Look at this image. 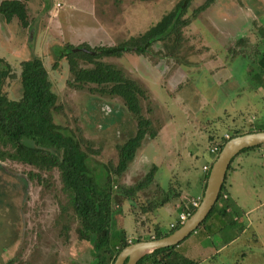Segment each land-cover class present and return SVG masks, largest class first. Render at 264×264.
Wrapping results in <instances>:
<instances>
[{"label":"rangeland","instance_id":"obj_1","mask_svg":"<svg viewBox=\"0 0 264 264\" xmlns=\"http://www.w3.org/2000/svg\"><path fill=\"white\" fill-rule=\"evenodd\" d=\"M177 1L27 0L29 27L21 28L16 19L6 24L0 16V57L16 67L20 60L32 59L47 68L57 95L56 122L75 131L93 163H102L113 173L117 171L116 145L134 132L135 116L127 112L119 96L70 86L68 55L56 48L92 50L138 36ZM204 1H190L191 21L182 28L176 56L157 52L158 43L143 54L91 55L120 68L148 92V104L139 115L148 120L140 126L146 136L134 159L112 177L127 186L150 165L157 166L155 180L139 192L136 201L116 197L111 245L121 233L130 241L155 234V228L168 231L178 220L175 196L153 210L146 202L160 201L170 190L194 195L197 176L215 158L209 148L234 130L245 133L262 123L264 95L258 91L259 82L249 78V66L257 67L254 55L264 42V0H215L193 15ZM240 36L241 42L246 41L247 54L231 57V51L241 46L234 44ZM4 89L9 96H17L18 81ZM231 165L234 170L223 187L230 214L221 219L213 213L180 241L178 250L200 264H264V145L238 153ZM35 174L47 177L48 187ZM63 202L55 169L45 173L20 162H1L0 264L8 259L14 264H89L90 245L76 240L71 232L68 240L59 234Z\"/></svg>","mask_w":264,"mask_h":264},{"label":"trees","instance_id":"obj_2","mask_svg":"<svg viewBox=\"0 0 264 264\" xmlns=\"http://www.w3.org/2000/svg\"><path fill=\"white\" fill-rule=\"evenodd\" d=\"M190 1L178 0L143 33L130 36L112 46L89 49L94 52L93 54L82 50L70 52L69 50L73 48L68 47L62 48L68 50L66 53L57 51L59 54L68 55L70 86L79 89L88 86L98 94L119 96L127 112L135 116L133 117L136 125L134 132L124 142L116 145L117 162L114 166L117 171L113 173L109 172L102 163L99 165L93 163L90 151L76 137L75 131L72 132L67 126L56 122L53 109L56 108L54 104L57 95L52 89L47 68L32 59L20 60L16 67L0 57V167L1 162L9 160L31 165L45 173L53 169L57 171L60 191L64 196V202L59 204L61 210L59 234L68 240L71 232L76 240L87 242L91 254L89 264H112L118 252L128 243L166 236L181 224L175 222L166 232H158L155 228V234L143 239L138 236L130 241L121 233L116 241L110 244L112 218L117 205L116 197L136 201L139 192L155 180L157 166L150 165L151 167L140 179L127 186L119 184L118 180L112 177V174L119 175L129 165L127 163L134 159L137 149L146 136L145 130L140 126L146 124L148 120L142 116L140 118L139 115L144 112L141 108L148 104V92L120 68L111 63L94 60L91 55L95 56L99 53L118 55L125 51L143 54L158 43L157 52L161 51L166 56H176L181 45L182 28L191 21L192 15L191 17L187 15ZM214 1L205 0L193 10L192 14L204 10ZM26 2L27 0H0L2 20L7 24L12 19H16L21 28L29 27L31 17ZM241 41L242 38H238L234 44H244ZM263 57L259 60L262 61ZM15 80L18 81L19 94L11 97L5 91L4 85H9ZM256 130H264V116L261 124L247 132ZM242 133L234 130L230 136L223 137L217 144L218 151L228 138ZM262 145L264 144L244 148L238 153ZM234 157L226 170L216 202L196 229L213 213L221 219L230 214L231 205L223 187ZM209 169L210 166L204 175L203 189ZM35 176L40 183H45L48 187L47 177L38 174ZM172 195L173 190H170L160 201L151 198L146 202L147 208L153 210L163 205ZM179 243L155 249L141 257L136 264H200L197 260L183 255L178 250ZM4 264H14V261L8 259Z\"/></svg>","mask_w":264,"mask_h":264},{"label":"water","instance_id":"obj_3","mask_svg":"<svg viewBox=\"0 0 264 264\" xmlns=\"http://www.w3.org/2000/svg\"><path fill=\"white\" fill-rule=\"evenodd\" d=\"M56 50L63 53L68 51L59 47ZM76 50H82L90 54L94 53L82 47L73 48L69 51L74 52ZM259 144H264V130L245 132L228 138L210 164L200 202L194 211L178 228L166 236L128 243L118 252L112 264H136L141 257L150 254L153 250L177 245L182 241L190 232L196 229L216 202L231 159L242 149Z\"/></svg>","mask_w":264,"mask_h":264},{"label":"crops","instance_id":"obj_4","mask_svg":"<svg viewBox=\"0 0 264 264\" xmlns=\"http://www.w3.org/2000/svg\"><path fill=\"white\" fill-rule=\"evenodd\" d=\"M208 7V6H207ZM206 7V8H207ZM205 8V9H206ZM204 9V10H205ZM202 12V11H201ZM200 12V13H201ZM236 25H237V27H238V23H235ZM229 25L228 24H226L224 27H223V29L225 28V27H228ZM230 27H232V29L234 28V29H236L235 27H234V25L232 24ZM227 29V28H226ZM226 29L224 30L225 32H226ZM236 30H238V28L236 29ZM225 32H223V34H222V36L225 38V35H224V33ZM234 33H236V32H233V34ZM239 33V32H238ZM226 34H227V32H226ZM239 34H241V32L239 33ZM235 36V35H234ZM244 36V35H243ZM243 36H240V37H238V38H242ZM223 38V39H224ZM219 39V38H218ZM246 42V41H245ZM245 42H244V44H245ZM244 44H242L240 47H237V49H234V51H231V57H233V56H235V55H237V54H241V55H245V54H247L246 53V49H244ZM246 45V44H245ZM232 46V45H231ZM243 46V47H242ZM260 46H261V49H259V51L257 52L258 54H259V56H262V49H264V48H262V47H264V42L263 43H261L260 44ZM231 48V47H230ZM258 50V49H257ZM227 53H229V52H227ZM227 53H225L224 54V56H228V54ZM257 53H256V55H254V57H255V59H254V61L256 62L257 61V67H255L254 66V68H252V66H249V69H250V76H249V78H251V79H253L255 82H259V84H260V88H259V90L258 91H261L262 93H263V95H264V61H260L259 59V56L257 55ZM213 59H214V56H213ZM213 59H210V60H213ZM223 67V66H222ZM220 68V67H219ZM246 81V80H245ZM254 90V89H253ZM181 90L179 89L177 92L179 93ZM188 97V96H187ZM187 103H189V101H190V99H189V97H188V99H187ZM262 116H264V113H262ZM134 127H136V125H135V123H134ZM135 130V129H134ZM225 134H227L226 132L221 136V137H223ZM222 139V138H221ZM211 157H212V154H211ZM211 159L212 158H210V161L208 162V165L210 166V162H211ZM231 167H232V165H231ZM201 169H202V167H201ZM231 171L232 170H234V167H232L231 169H230ZM230 170H229V172H230ZM204 175H205V171H203V170H201V174H200V176H197V179H196V181H195V184H196V188H195V194L194 195H187V194H181V192H174L173 193V196H175V198L176 199H174V206H176L177 208H178V214L179 213H181V212H183V211H185V208H186V206H188V204H189V202H190V200L191 199H195V198H199V197H201L202 196V193H203V184H204ZM228 175H229V173H228ZM162 190L164 191V189L162 188ZM228 195V194H227ZM178 201V202H177ZM178 218V217H177ZM170 227V226H169Z\"/></svg>","mask_w":264,"mask_h":264},{"label":"built area","instance_id":"obj_5","mask_svg":"<svg viewBox=\"0 0 264 264\" xmlns=\"http://www.w3.org/2000/svg\"><path fill=\"white\" fill-rule=\"evenodd\" d=\"M226 137V136H225ZM209 153L216 156L218 153V146L217 145H213L209 148ZM209 167L203 166V170L206 172L208 170ZM200 202V197L199 198H195V199H191L188 206H186L185 211L181 212L178 214V220L177 222L182 223L190 214L191 212L198 206ZM175 223H171L169 226L173 227Z\"/></svg>","mask_w":264,"mask_h":264},{"label":"flooded vegetation","instance_id":"obj_6","mask_svg":"<svg viewBox=\"0 0 264 264\" xmlns=\"http://www.w3.org/2000/svg\"><path fill=\"white\" fill-rule=\"evenodd\" d=\"M76 48H78V47H76ZM83 48V47H82Z\"/></svg>","mask_w":264,"mask_h":264}]
</instances>
